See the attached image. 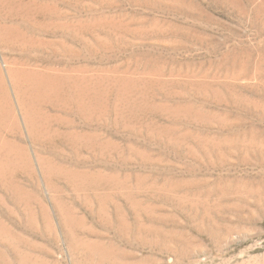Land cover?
<instances>
[{
    "label": "rangeland",
    "instance_id": "rangeland-1",
    "mask_svg": "<svg viewBox=\"0 0 264 264\" xmlns=\"http://www.w3.org/2000/svg\"><path fill=\"white\" fill-rule=\"evenodd\" d=\"M0 264H264V0H0Z\"/></svg>",
    "mask_w": 264,
    "mask_h": 264
},
{
    "label": "bare ground",
    "instance_id": "bare-ground-1",
    "mask_svg": "<svg viewBox=\"0 0 264 264\" xmlns=\"http://www.w3.org/2000/svg\"><path fill=\"white\" fill-rule=\"evenodd\" d=\"M32 1V0H31ZM5 2V1H4ZM7 2H8V0H7ZM28 3V2H27ZM8 4V3H7ZM9 9V8H8ZM13 12V11H12ZM15 12V11H14ZM8 14V13H7ZM4 23V22H3ZM8 26V25H7ZM19 28V27H18ZM10 29H12V28H10ZM20 31V30H19ZM12 69V68H11ZM66 77V76H65ZM9 80V79H8ZM77 82V81H76ZM50 83V82H49ZM51 84V83H50ZM43 85V84H42ZM49 85V84H48ZM54 86V85H53ZM35 87V86H34ZM41 88H39V90H40ZM53 89V88H52ZM66 89V88H65ZM37 91V90H36ZM42 91V90H41Z\"/></svg>",
    "mask_w": 264,
    "mask_h": 264
}]
</instances>
